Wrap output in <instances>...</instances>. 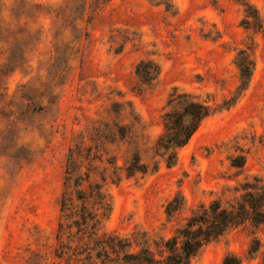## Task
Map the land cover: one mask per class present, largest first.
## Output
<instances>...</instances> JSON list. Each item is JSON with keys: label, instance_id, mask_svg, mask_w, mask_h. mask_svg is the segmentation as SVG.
<instances>
[{"label": "rangeland", "instance_id": "rangeland-1", "mask_svg": "<svg viewBox=\"0 0 264 264\" xmlns=\"http://www.w3.org/2000/svg\"><path fill=\"white\" fill-rule=\"evenodd\" d=\"M193 99L216 112L167 166L163 116ZM135 161L147 172L127 176ZM261 186L264 0H0V264H123L104 235L159 258L201 206ZM228 253L264 264V224L228 230L190 264Z\"/></svg>", "mask_w": 264, "mask_h": 264}, {"label": "trees", "instance_id": "trees-1", "mask_svg": "<svg viewBox=\"0 0 264 264\" xmlns=\"http://www.w3.org/2000/svg\"><path fill=\"white\" fill-rule=\"evenodd\" d=\"M244 7L248 9L249 5L245 3ZM240 54L241 58L237 61L236 67L239 71V87L245 89L252 76L254 64L252 58L245 52ZM149 66L143 63L136 66L135 73L142 81L148 82L158 75L157 67ZM181 106L180 111L174 110L164 114V133L158 138L154 147L155 153L164 159L167 166H172L176 162V150L184 147L202 122L216 112V109L207 102L194 99ZM224 106L223 108H228L230 104L224 103ZM232 166L240 167L242 164L232 163ZM131 172L146 173L147 169L144 166L139 167L138 162L135 161L132 168L128 169L127 176H131ZM99 196L100 193L98 198L102 201L101 206L108 211V201L103 203V199ZM78 198L83 199L80 195ZM182 206L183 199L180 196L173 197L166 204V216L171 217ZM80 219L82 222L86 221L83 217ZM246 222L264 224L263 186L251 188V191H247L238 203L224 206L218 201H213L207 206H201L187 219L185 225L177 230L175 236L160 244L159 258L147 247L139 246L135 252L126 251L132 247V242L114 236L104 235L103 240L105 238L106 240L102 241V244L103 248L110 251H121L122 255L118 260L123 264H190L204 246L223 236L228 230L242 226ZM75 226L78 232H82V225L77 223ZM59 227L61 228V225ZM221 264H241V262L236 255L228 253L223 257Z\"/></svg>", "mask_w": 264, "mask_h": 264}]
</instances>
